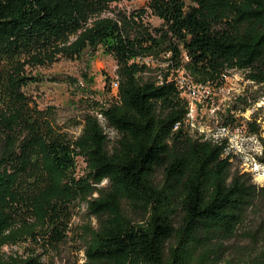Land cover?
<instances>
[{
    "label": "trees",
    "instance_id": "trees-1",
    "mask_svg": "<svg viewBox=\"0 0 264 264\" xmlns=\"http://www.w3.org/2000/svg\"><path fill=\"white\" fill-rule=\"evenodd\" d=\"M117 1L0 0V264H46L82 202L96 225L76 232L85 260L74 264H243L228 241L264 185L235 167L226 140L191 132L176 77L220 88L239 70L264 83V0H149L158 26ZM98 48L116 77L72 136L28 87L43 81L36 67ZM220 117L261 138L256 118Z\"/></svg>",
    "mask_w": 264,
    "mask_h": 264
},
{
    "label": "rangeland",
    "instance_id": "rangeland-1",
    "mask_svg": "<svg viewBox=\"0 0 264 264\" xmlns=\"http://www.w3.org/2000/svg\"><path fill=\"white\" fill-rule=\"evenodd\" d=\"M149 0H119L113 2L111 9H121L127 12L145 10L142 20L151 26H158L162 20L148 9ZM112 14L111 11L106 13ZM43 78L42 82L32 84L28 92L41 108H52L57 122L72 136L81 133L84 114L94 112L93 101L110 97L108 93L109 79L116 77L117 61L102 49L85 50L77 58L59 57L55 62L35 68ZM93 78L91 81L90 79ZM115 87V86H114ZM231 109L239 120L256 118L262 128L261 138H264V83H256L246 78L244 72L235 70L226 77V82L220 88L209 86V92L203 93L197 100L195 110V127L193 134H208L222 122L221 114ZM113 136L112 131H108ZM259 140L262 139L258 136ZM262 142V141H261ZM243 148L250 150L254 144L244 138ZM242 161L235 158V167L245 170ZM86 161L77 157V172H85ZM257 185H264V174L252 177ZM105 180L101 185L105 186ZM96 225V219L90 216L85 202L77 204L72 219L73 232L60 250L53 255L44 256L46 264H74L79 259H85L82 242L77 235L83 224ZM228 255L235 257L243 264H264V200H258L249 207L238 227L237 233L228 241ZM24 245H6L4 253L23 252Z\"/></svg>",
    "mask_w": 264,
    "mask_h": 264
},
{
    "label": "built area",
    "instance_id": "built-area-1",
    "mask_svg": "<svg viewBox=\"0 0 264 264\" xmlns=\"http://www.w3.org/2000/svg\"><path fill=\"white\" fill-rule=\"evenodd\" d=\"M179 88L182 95L186 96L190 102L189 111L185 118V123L191 127H195V110L197 100L203 93L209 92L210 85L195 84L189 78L179 73L176 77ZM115 86V87H114ZM118 87L117 81L113 84V90L116 91ZM179 123H177L178 127ZM207 137L211 138L215 142H222L226 140V152H232L233 157L242 161L243 168L250 172L253 176L264 174V164L259 160V156L262 154L263 145L256 134H253L247 130V127L242 125H218L215 129H211ZM246 138L254 144V147L250 150L244 149L241 141Z\"/></svg>",
    "mask_w": 264,
    "mask_h": 264
}]
</instances>
